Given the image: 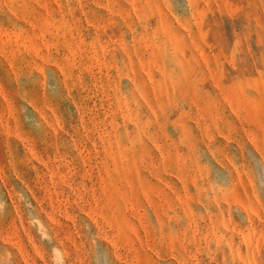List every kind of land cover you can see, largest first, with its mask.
I'll use <instances>...</instances> for the list:
<instances>
[{"label":"rangeland","instance_id":"rangeland-1","mask_svg":"<svg viewBox=\"0 0 264 264\" xmlns=\"http://www.w3.org/2000/svg\"><path fill=\"white\" fill-rule=\"evenodd\" d=\"M0 264H264V0H0Z\"/></svg>","mask_w":264,"mask_h":264}]
</instances>
